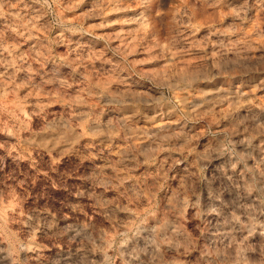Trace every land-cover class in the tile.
Instances as JSON below:
<instances>
[{
    "label": "rangeland",
    "instance_id": "1",
    "mask_svg": "<svg viewBox=\"0 0 264 264\" xmlns=\"http://www.w3.org/2000/svg\"><path fill=\"white\" fill-rule=\"evenodd\" d=\"M0 264H264V0H0Z\"/></svg>",
    "mask_w": 264,
    "mask_h": 264
}]
</instances>
